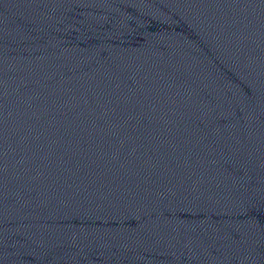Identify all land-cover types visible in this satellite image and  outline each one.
Wrapping results in <instances>:
<instances>
[{"label":"water","instance_id":"1","mask_svg":"<svg viewBox=\"0 0 264 264\" xmlns=\"http://www.w3.org/2000/svg\"><path fill=\"white\" fill-rule=\"evenodd\" d=\"M0 264H264V0H0Z\"/></svg>","mask_w":264,"mask_h":264}]
</instances>
